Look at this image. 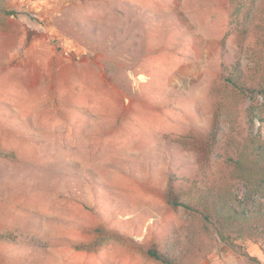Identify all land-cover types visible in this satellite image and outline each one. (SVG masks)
<instances>
[{
	"label": "rangeland",
	"instance_id": "obj_1",
	"mask_svg": "<svg viewBox=\"0 0 264 264\" xmlns=\"http://www.w3.org/2000/svg\"><path fill=\"white\" fill-rule=\"evenodd\" d=\"M261 92L264 0H0V264H264L166 199Z\"/></svg>",
	"mask_w": 264,
	"mask_h": 264
},
{
	"label": "trees",
	"instance_id": "obj_2",
	"mask_svg": "<svg viewBox=\"0 0 264 264\" xmlns=\"http://www.w3.org/2000/svg\"><path fill=\"white\" fill-rule=\"evenodd\" d=\"M226 83L239 91L242 89L230 78ZM248 105L245 140L233 146L225 144L230 151L225 150L218 158L223 167L216 177L203 186L198 185V198L194 200L183 189L169 184L166 199L173 208L198 215L204 227L213 229L220 242L232 246L235 239L252 240L264 254V140L254 124L255 112L264 106V100H253ZM148 255L164 264H172L152 251ZM250 259L259 264L256 258Z\"/></svg>",
	"mask_w": 264,
	"mask_h": 264
}]
</instances>
